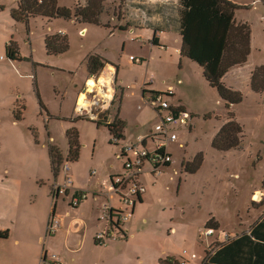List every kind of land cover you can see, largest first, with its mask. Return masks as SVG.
I'll return each instance as SVG.
<instances>
[{"label": "rangeland", "instance_id": "rangeland-1", "mask_svg": "<svg viewBox=\"0 0 264 264\" xmlns=\"http://www.w3.org/2000/svg\"><path fill=\"white\" fill-rule=\"evenodd\" d=\"M232 1L238 6L236 21L251 26L252 52L245 65L224 78L244 97L239 105L227 107L199 63L180 61L182 39L175 29L178 0H105L100 25L43 15L18 21L12 16L18 0H0V231L9 232L7 238H0V264H41L44 250L49 256L58 255L47 236L55 203L53 186H63L68 175L71 193L80 190L90 196L80 206L93 203L94 191H103L111 176L125 172V145H141L139 136H149L158 122L153 91L163 92L170 107L184 106L191 115L177 127L178 137L170 145L171 165L153 175L146 164L144 201H138L133 221L125 223L129 245L125 237L99 245L95 235L80 252L64 256V264H164L170 258L203 264L207 248L247 232L264 215V92L252 91L250 82L251 72L264 64V4ZM58 2L72 9L78 3L88 4V0ZM57 32L67 35L70 49L49 55L46 36ZM155 33L160 37L158 45L152 43ZM12 42L18 45L21 59L9 58L7 47ZM93 53L109 60L116 70L115 100L109 110L112 119L120 113L125 118L124 139L114 141L105 124L77 112L80 92L90 78L87 60ZM131 56L143 61L133 62ZM231 111L243 128L241 144L218 150L212 141ZM74 127L80 134L81 152L78 161H68L66 172L67 132ZM51 144L60 148L64 159L57 176ZM148 147L153 149L154 142L148 140ZM200 152L204 154L201 169L187 171L184 164ZM72 199V194L60 196L59 217L63 208L70 210ZM111 203L122 206L117 195ZM211 220L217 228L207 236ZM69 234L70 247L82 245L84 232Z\"/></svg>", "mask_w": 264, "mask_h": 264}, {"label": "trees", "instance_id": "trees-1", "mask_svg": "<svg viewBox=\"0 0 264 264\" xmlns=\"http://www.w3.org/2000/svg\"><path fill=\"white\" fill-rule=\"evenodd\" d=\"M179 17L176 30L180 32L182 45L179 51L180 61L189 60L199 63L203 67L207 81L218 90L225 100L226 106L239 105L243 94L225 84L224 78L235 67L248 61L252 52V30L248 22L236 21L238 6L232 0H178ZM264 4V0H259ZM105 11V0H88L86 6L78 3L75 9L63 7L58 0H18V8L12 13L18 21H30L31 17L43 15L53 19H76L84 23L100 25V15ZM125 29L126 26H121ZM158 31V30H157ZM46 52L49 55H63L70 49L67 35L57 32L46 36ZM154 45L159 44L157 34L152 39ZM10 59H21L18 45L14 42L8 44ZM143 59L141 58V62ZM110 63L103 56L93 53L87 60V71L90 75L99 76ZM251 89L256 93L264 92V64L255 68L250 76ZM153 101L163 92L153 91ZM184 110L182 106L173 107L172 111L178 113ZM105 114L108 118L110 110ZM98 125L105 124L111 131L113 140L125 138L126 121L119 114L112 120L95 121ZM242 126L232 111L229 120L222 126L212 144L218 150H229L240 146ZM79 131L74 127L67 132L70 152L68 161H78L81 152ZM49 151L54 174L57 176L64 159L62 151L57 145L51 144ZM203 153L195 155L192 161L184 164L186 170L198 172L203 164ZM171 164H169L170 166ZM140 201L143 200L140 196ZM55 208V207H54ZM54 211V209H53ZM214 220L209 221L207 228L215 229ZM9 236L8 231H0V238ZM203 264H264V215L246 232L230 237L223 242L216 243L214 247L206 249ZM164 264H185L176 259H168Z\"/></svg>", "mask_w": 264, "mask_h": 264}, {"label": "built area", "instance_id": "built-area-1", "mask_svg": "<svg viewBox=\"0 0 264 264\" xmlns=\"http://www.w3.org/2000/svg\"><path fill=\"white\" fill-rule=\"evenodd\" d=\"M130 59L133 62H141V59L135 56H131ZM111 72L112 74L109 79L113 80V77L116 76V70L114 67H112ZM92 80L95 84H93L90 89H87L88 96L83 99L82 103H78L77 112L81 116H89L91 119H94V121L105 122L106 119L107 121H110L112 120L111 114L108 115V118L104 119L106 117L104 113L110 109L112 102L115 100L114 88L111 86V81L107 86L111 95L104 97L101 96L98 89L96 90V87H98L96 86V82L99 87L100 82L95 81L94 77L88 80V82ZM101 87L99 89H101ZM154 103L156 104V110L160 115L154 129L151 130L149 136H139L138 139L141 145L137 143H127L125 145L122 153L123 156H127L124 165L126 169L125 172L111 176L110 184L103 187L104 190L102 193L108 196L110 201L104 204L102 208L101 219L105 220L107 225L96 234L95 241L99 245H107L112 240L126 236L124 229L125 223L132 220L134 216V207L137 205L140 196L146 192V186L141 181V176L143 175V171H145L146 164H150V173L153 175H159L169 166V164H171L173 156L170 152V145L175 142L178 137L176 131L177 127L179 123L182 124V122H187L191 118V115L186 110H179L178 113L173 112L172 107H170L168 102L165 101L163 95L158 96ZM166 112L168 113L166 114ZM148 140L154 142L153 149L148 147ZM114 141L117 140L115 139ZM131 152H133V158L130 157ZM69 169L70 166L68 162H66V172H68ZM93 174H95V172ZM70 184H73V182L71 177L67 175L65 184L63 186L57 184L54 186V190L57 194H63L73 186ZM113 195L120 197L122 206L119 208H116L111 203ZM83 198H86V193L78 194L73 198V205L77 206L80 204V201ZM54 205L55 203H53V206ZM59 226V219L57 218L55 211H52L47 223V236L56 233ZM212 234V228H209L205 232V235L207 236H212ZM186 262L187 260L183 261L185 264ZM41 264H64V262L56 253L49 256L48 251L45 250V253L42 255Z\"/></svg>", "mask_w": 264, "mask_h": 264}, {"label": "crops", "instance_id": "crops-1", "mask_svg": "<svg viewBox=\"0 0 264 264\" xmlns=\"http://www.w3.org/2000/svg\"><path fill=\"white\" fill-rule=\"evenodd\" d=\"M157 36H158L159 42H160V37H159L158 33H157ZM246 63L239 65V66L235 67L234 69L241 68ZM109 64H110V67H109V69L105 75H101V74H100L101 76L100 75L99 76L90 75V78L88 79V80H90L91 78L94 77L95 81L100 82V87L103 86V87H101L102 90L99 89L100 87H99V85H97V82H96V86H98V87H96V90L98 89V91H100L101 96H104V97H108L111 95L110 90L107 88V86L110 84V81H111V86L113 88V85H112L113 80H111L109 78L112 74V72H111L112 67H114V66L112 63H109ZM106 67L104 68V70L106 69ZM234 69H232V70H234ZM88 80L86 83L88 85V87L86 85L84 87V89L81 90L78 103L80 102L81 99L87 98V96H88L87 95V89H90L91 86L93 84H95V82L93 80L89 81V82H88ZM182 107L184 108V110H186L184 106H182ZM119 115L121 116V113ZM122 118H124V117H122ZM124 120H125V118H124ZM170 152L173 154V152L171 150H170ZM142 176H141V181L143 183H145L144 179H142ZM52 192H53V196L55 197V205L53 207H55L54 211H55L57 218L59 219L60 226H59L58 231L56 233L52 234L49 238L52 239V243H53V245H55V248L58 251V256L60 258H63L64 256L66 257L70 253V251L73 253L80 252L83 249L82 247L85 245L86 241H88V240L91 241V239H94L97 232L106 227V225H107L106 221L101 219V213H102V208H103L104 204H103V206L100 207V204L102 201L101 199H104L106 197V195L104 193H102V190H96V191H94V194H93L95 201H93V203H90V204H87L88 203L87 202V203H84L80 206V204L84 200H89L90 196H89L88 192L80 191V190H73L72 191L73 193H71V188H69V190L66 191L65 193L57 194L56 191L54 190V186H53ZM81 193H86V198H83L80 201V204H78L77 206L73 205V199H72L71 203H69L70 210L67 207L63 208L61 210V217H59L57 215V203H58V199L60 198V196L64 195L66 198H69L72 194L73 198H74L78 194H81ZM145 193H143L141 195L143 198L142 201H144V197H145L144 194ZM102 197H104V198H102ZM106 198L108 201H110L108 196ZM107 202L105 201V204ZM137 205H138V202H137ZM137 205H135V207H134V213L136 212ZM53 207H52V211H53ZM132 221H133V218H132L131 222ZM124 229L126 232V236H124V237H125L127 245H129L131 238H130V230L128 229L127 224L124 226ZM70 231L71 232L74 231V233L84 232L85 238L83 239L82 245H80L79 247H76V248L69 246V243H68L69 238L72 237V235L69 234ZM107 245H109V244H107ZM104 246H106V245H104ZM108 252L112 253L111 249H109ZM44 253H45V250H44L43 254Z\"/></svg>", "mask_w": 264, "mask_h": 264}, {"label": "bare ground", "instance_id": "bare-ground-1", "mask_svg": "<svg viewBox=\"0 0 264 264\" xmlns=\"http://www.w3.org/2000/svg\"><path fill=\"white\" fill-rule=\"evenodd\" d=\"M83 99L80 100V103H82ZM260 193L255 194L256 198H260Z\"/></svg>", "mask_w": 264, "mask_h": 264}]
</instances>
